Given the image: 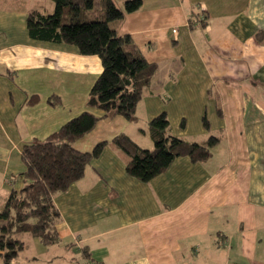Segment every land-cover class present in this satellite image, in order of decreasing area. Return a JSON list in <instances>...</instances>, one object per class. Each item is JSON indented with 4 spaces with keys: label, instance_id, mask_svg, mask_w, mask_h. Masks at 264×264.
Wrapping results in <instances>:
<instances>
[{
    "label": "crops",
    "instance_id": "obj_1",
    "mask_svg": "<svg viewBox=\"0 0 264 264\" xmlns=\"http://www.w3.org/2000/svg\"><path fill=\"white\" fill-rule=\"evenodd\" d=\"M141 2L110 27L130 35L148 63L167 65L158 110L173 101L175 121L186 119V132L175 135L216 129L219 141L205 161L182 156L149 182L130 177L128 157L111 141L125 134L154 148V94L146 89L135 122L104 117L87 104L99 57L28 36V14H51L52 1L0 0V208L24 185V145L83 112L99 120L72 147L85 153L106 142L82 179L53 195L58 244L16 234L24 247L12 264H264V0ZM94 11L88 19L101 17Z\"/></svg>",
    "mask_w": 264,
    "mask_h": 264
},
{
    "label": "trees",
    "instance_id": "obj_2",
    "mask_svg": "<svg viewBox=\"0 0 264 264\" xmlns=\"http://www.w3.org/2000/svg\"><path fill=\"white\" fill-rule=\"evenodd\" d=\"M51 14L32 11L26 19L30 39L73 47L78 54L98 56L102 72L88 94V106L105 112L106 118L116 115L128 122L136 121V108L146 89H162L168 82L166 64L148 63L133 43L130 35H118L111 27L122 21L125 14L136 12L141 0H122V9L113 0H101L103 14L88 19L95 0H50ZM100 18V19H99ZM180 67L181 62L174 64ZM164 76V78H161ZM99 118L88 112L66 122L43 141L34 140L22 148L27 185L12 191L0 211V264H12L24 244L14 238L28 232L45 246L58 244L59 212L53 195L65 192L80 180L85 168L97 159L106 142L97 144L91 152H78L72 144L92 131ZM205 127L207 120L202 118ZM169 120L163 111L151 118L149 134L154 148L140 147L125 134L115 137L114 144L129 161L127 174L142 183L149 182L164 171L175 158L186 156L191 162L207 160L218 138L210 136L204 144L190 143L167 135ZM85 256L86 250H82Z\"/></svg>",
    "mask_w": 264,
    "mask_h": 264
},
{
    "label": "rangeland",
    "instance_id": "obj_3",
    "mask_svg": "<svg viewBox=\"0 0 264 264\" xmlns=\"http://www.w3.org/2000/svg\"><path fill=\"white\" fill-rule=\"evenodd\" d=\"M115 1V3H116V5H118L119 7H121L122 8V0H114ZM97 3L95 4V10L96 11H94L95 12V16H102V14H103V7H102V4H101V0H97L96 1ZM194 13L196 14V18H198V16L200 15V14H202V11L199 9V8H197L196 6H195V8H194ZM191 15H192V18H195V15L191 12ZM195 18V19H196ZM100 19V18H99ZM192 22H193V19H192ZM101 62V61H100ZM102 66V65H101ZM178 71V67H177V65H175V69H174V71L173 72H177ZM161 78H164V76H162ZM146 93V90L143 92V95H142V99L144 98V94ZM152 93L154 94V96H150L149 97V99H147V102H150L151 101V106L153 107V109H155V111H159L158 112V114L159 113H161L162 111H164V112H166V116L168 117V120H169V127L167 128V135H173V136H176L175 134L177 133H185L186 132V119L184 118V117H180L179 119H177L176 121H175V116L173 115V113H175V112H173V107H174V103H173V101L172 102H170V103H168V105H167V102H166V105H164V106H162L161 107V109L160 110H158V104H159V102H160V98H159V96L160 95H163V91H162V89H154V90H152ZM162 98V97H161ZM141 99V100H142ZM161 105V104H160ZM138 106V105H137ZM178 106V102L176 103V107ZM168 107H170V111H168L167 109H168ZM184 108V107H183ZM185 109V108H184ZM80 114V113H79ZM206 119V118H205ZM207 120V119H206ZM141 121H139L136 125L137 126H139V125H141V123H140ZM149 124V122L147 123V125ZM147 125H146V127H147ZM191 126H193V128L197 131V130H199L200 128L196 125V124H190ZM190 125H188V127H187V130L190 128ZM138 128V127H137ZM211 131H213L212 132V134H210L209 132L208 133H206L205 135L204 134H202V131L200 132L201 134H199V133H193V134H190V135H186V136H183L182 137V139L183 140H185V139H188V140H185V141H187V142H190V143H194V142H197V143H199V144H204L205 143V141H207L208 139H209V137L210 136H214V137H217L218 135H219V131H216V129H212ZM143 133L145 132V130H143L142 131ZM171 134H170V133ZM176 137H178V136H176ZM181 138V137H180ZM145 140H148V139H145ZM141 144V146H143L144 144H147L146 142H141L140 143ZM73 148V147H72ZM74 149V148H73ZM145 149V148H144ZM75 150V149H74ZM148 150V149H147ZM76 151V150H75ZM88 166V165H87ZM86 169V168H85ZM85 172V171H84ZM96 173V172H95ZM84 176V175H83ZM82 179V178H81ZM80 179V180H81ZM79 181V180H78ZM77 181V182H78ZM76 183V182H75ZM27 185V178H24V185H22L23 187L20 189V190H22L25 186ZM69 189V188H68ZM67 189V190H68ZM66 190V191H67ZM65 191V192H66ZM6 203V202H5ZM4 206H5V204H3L2 206H1V208H0V211L4 208ZM68 246H69V248H67V250L68 249H71V247L72 246H75V244H68ZM74 252V251H73ZM68 256L70 255V252H69V250H68ZM82 254L83 255H85L83 252H82ZM73 255H71V257H72ZM74 257H77V256H74ZM73 257V258H74ZM262 261H264V259H262V258H260ZM14 260H16V258L14 259Z\"/></svg>",
    "mask_w": 264,
    "mask_h": 264
}]
</instances>
